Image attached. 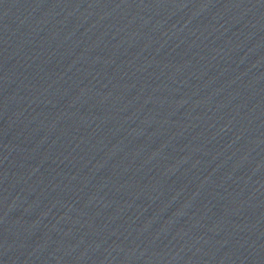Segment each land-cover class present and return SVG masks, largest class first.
Listing matches in <instances>:
<instances>
[{
  "label": "water",
  "instance_id": "1",
  "mask_svg": "<svg viewBox=\"0 0 264 264\" xmlns=\"http://www.w3.org/2000/svg\"><path fill=\"white\" fill-rule=\"evenodd\" d=\"M0 264H264V0H0Z\"/></svg>",
  "mask_w": 264,
  "mask_h": 264
}]
</instances>
